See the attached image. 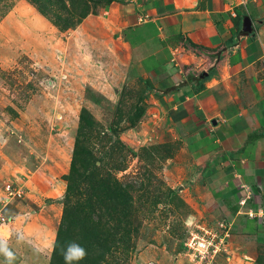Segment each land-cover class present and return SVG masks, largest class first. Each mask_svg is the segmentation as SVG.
<instances>
[{"label":"rangeland","instance_id":"rangeland-1","mask_svg":"<svg viewBox=\"0 0 264 264\" xmlns=\"http://www.w3.org/2000/svg\"><path fill=\"white\" fill-rule=\"evenodd\" d=\"M107 8L0 0V264H50L69 203L97 228L101 264H264V237L195 189L192 148L157 99L92 48Z\"/></svg>","mask_w":264,"mask_h":264},{"label":"crops","instance_id":"crops-1","mask_svg":"<svg viewBox=\"0 0 264 264\" xmlns=\"http://www.w3.org/2000/svg\"><path fill=\"white\" fill-rule=\"evenodd\" d=\"M105 11L84 33L101 35L92 48L143 83L188 140L202 177L195 189L221 202L241 233L264 237V0H114Z\"/></svg>","mask_w":264,"mask_h":264},{"label":"trees","instance_id":"trees-1","mask_svg":"<svg viewBox=\"0 0 264 264\" xmlns=\"http://www.w3.org/2000/svg\"><path fill=\"white\" fill-rule=\"evenodd\" d=\"M114 0H106V6H110ZM240 24H242L243 17L239 16ZM201 80V77L200 79ZM151 89L148 86V90ZM83 177V175H79ZM77 184V183H76ZM78 192V191H77ZM74 193V187H69L67 199H70ZM78 208L71 206L70 203L66 204L63 211L62 220L57 231L50 264H66L64 259V253L67 251L68 245L75 247L77 245L87 250L85 259L81 261H73L72 264H101L104 254L97 255L96 246L91 245V241L95 240L98 236V230L96 227L90 226L87 218H81L80 208L78 214L75 217V211ZM96 245V243H93ZM108 247V246H107Z\"/></svg>","mask_w":264,"mask_h":264},{"label":"clouds","instance_id":"clouds-1","mask_svg":"<svg viewBox=\"0 0 264 264\" xmlns=\"http://www.w3.org/2000/svg\"><path fill=\"white\" fill-rule=\"evenodd\" d=\"M3 251L5 252L7 258L11 260L12 253L9 252L7 248H4ZM86 255H87V252L83 247L79 245L72 247L69 244L67 251L64 253V259H65L66 264H72L73 261L78 262V261L85 259Z\"/></svg>","mask_w":264,"mask_h":264},{"label":"built area","instance_id":"built-area-1","mask_svg":"<svg viewBox=\"0 0 264 264\" xmlns=\"http://www.w3.org/2000/svg\"><path fill=\"white\" fill-rule=\"evenodd\" d=\"M146 19H147L146 17H139V22H143ZM263 65H264V61H263ZM5 190L7 192V198L11 199L9 202H14L15 200H19L24 195L22 188L21 187H15L13 184L7 185ZM9 202H8V204H9ZM250 214H251V216H253V218H255L252 213H250ZM2 215H4V214H2V211H0V216H2Z\"/></svg>","mask_w":264,"mask_h":264},{"label":"water","instance_id":"water-1","mask_svg":"<svg viewBox=\"0 0 264 264\" xmlns=\"http://www.w3.org/2000/svg\"><path fill=\"white\" fill-rule=\"evenodd\" d=\"M253 32L252 21L249 17H246L243 21V33L249 35Z\"/></svg>","mask_w":264,"mask_h":264}]
</instances>
